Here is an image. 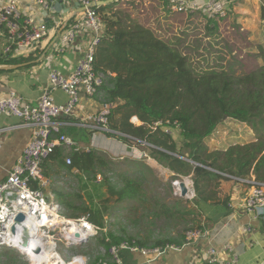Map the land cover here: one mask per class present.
<instances>
[{
    "label": "trees",
    "instance_id": "1",
    "mask_svg": "<svg viewBox=\"0 0 264 264\" xmlns=\"http://www.w3.org/2000/svg\"><path fill=\"white\" fill-rule=\"evenodd\" d=\"M120 1L98 7L105 31L96 52L95 68L107 76L101 89L107 101L113 103L110 128L125 143L148 148L151 156L174 173V178L191 176L196 193L193 209L176 212L192 227L205 229L200 219L201 207L227 204L229 200L220 199L216 190L226 178L221 173L239 180H252L253 176L254 181L264 184V45L260 44L256 53L249 51L233 57L240 72L221 68L197 75L190 58L187 64L186 55L177 46V37L162 38L152 28L114 11ZM261 18L264 20V5ZM209 22L214 27L208 26V33L216 34L217 23L211 18ZM29 60L12 57L1 62L19 64ZM226 120L245 123L256 137L226 148H211L207 139ZM173 128L182 136L181 147ZM70 156L72 162L68 165L62 148L57 146L44 165L57 161L89 175H96L97 169L103 167L114 170L113 161L95 149L80 150ZM141 175L146 177V171ZM120 176L123 185L118 188L105 179L106 194L143 203L147 196L143 181L123 173ZM152 210L167 217L175 211L159 199ZM124 238L110 233L100 242L109 247ZM169 240H158L154 245ZM137 241L147 245L148 240Z\"/></svg>",
    "mask_w": 264,
    "mask_h": 264
},
{
    "label": "built area",
    "instance_id": "2",
    "mask_svg": "<svg viewBox=\"0 0 264 264\" xmlns=\"http://www.w3.org/2000/svg\"><path fill=\"white\" fill-rule=\"evenodd\" d=\"M21 0H0V27L6 31L7 45L5 54L11 55L16 50H31L50 36L46 21L34 16L23 17L19 10ZM67 1L84 7L79 17L66 23L55 43V50L66 51L78 39L80 32L87 37L88 43L84 55L78 59L70 72L55 67L49 71V89L45 90L37 102H28L15 90H10L0 97V118L15 117L20 125L32 131L30 139L24 145L21 154L0 181V250L14 249L25 257L29 264H88V257L72 254V246L88 242L100 233L101 227L90 215L73 217L68 215L63 205L48 190L50 180L44 171V163L57 146L66 151L78 152L81 147L75 139L62 130L61 116L72 115L83 96L93 97L102 88L107 76L95 68L96 52L104 35L103 18L93 0H40L44 10L56 11L58 3ZM172 13L201 12L208 17L224 19L232 9L233 0H164ZM59 89L66 95L64 102H58L53 91ZM113 103L103 102L101 108L83 118L82 124L93 131L111 132L110 116ZM112 133H118L112 130ZM0 139V154L2 151ZM145 156L148 157L147 152ZM150 158V157H149ZM72 162L70 156L66 163ZM226 176V173H221ZM102 180V175L96 177ZM242 208L245 213L255 218L264 216V184L252 180ZM181 181L175 186L180 188ZM187 185V184H186ZM195 197V192H192ZM22 216V218H19ZM64 220V221H63ZM27 222L33 227H22ZM101 224V223H100ZM76 227L80 233H74ZM70 230V231H69ZM83 230L86 233L83 234ZM247 230H251L247 228ZM86 238V242H76V235ZM206 236V230L190 227L184 232V244L200 241ZM61 245L64 248L61 249ZM26 248V251L24 248ZM181 245L167 242L163 245L143 246L135 239L124 238L103 249L97 264H125L123 252H140L144 256L159 257L169 249L180 250ZM224 249L233 251L232 245ZM208 264H236L238 255L222 260L215 248H208ZM70 254L69 257L66 255ZM154 257L151 258L153 260ZM264 264V263H263Z\"/></svg>",
    "mask_w": 264,
    "mask_h": 264
},
{
    "label": "rangeland",
    "instance_id": "3",
    "mask_svg": "<svg viewBox=\"0 0 264 264\" xmlns=\"http://www.w3.org/2000/svg\"><path fill=\"white\" fill-rule=\"evenodd\" d=\"M256 2L233 0L232 9L224 19L208 17L201 12L172 13L164 0H121L114 11L152 28L162 38L177 37L176 44L186 55L187 64L190 58L193 69H196L195 74L200 75L208 70L221 68L229 72H240L233 57L244 56L249 51L256 53L258 46L264 45V20L261 18L264 0ZM242 16L248 18L243 19ZM210 18L217 23L216 34L208 33V26L214 27V23L209 22ZM103 99L104 102L107 101L106 97ZM132 122L140 124V121L133 119ZM108 135L112 137V143L108 142L96 151L113 161L112 171L103 167L97 169L96 175H89L57 161H50L45 165L46 175L51 182L48 190L63 205L65 212L73 217L90 215L100 225V233L86 245L72 246L69 249L72 254L89 258L92 253L95 262L102 255V248H107L100 242L101 239L110 233L131 237L136 241L148 240L147 245H154L158 240L171 239L169 242H174L176 236L182 237L186 229L192 227L180 212H176L186 208L193 209L192 192L195 190L191 176H179L176 179L173 177L174 173L163 162L151 156L145 146L127 144L118 138V133H112V130ZM174 137L181 147L180 132L175 130ZM255 137L256 133L248 125L230 120L217 127L207 139V144L211 148H226L232 143L252 141ZM145 171L147 175L142 177L141 174ZM120 173L139 177L143 181L147 193L143 203L106 194L105 179L118 188L123 185ZM99 174L102 175L101 181L95 179ZM176 180L187 184L190 190L187 196H181L180 188L175 186ZM157 199L166 201L175 210L171 217L153 212ZM174 204L177 205L173 207ZM208 208L202 209L207 212ZM97 242L102 247L98 248ZM63 248L64 245H61V249ZM10 256L16 258L15 254ZM66 256L69 257L70 254Z\"/></svg>",
    "mask_w": 264,
    "mask_h": 264
},
{
    "label": "crops",
    "instance_id": "4",
    "mask_svg": "<svg viewBox=\"0 0 264 264\" xmlns=\"http://www.w3.org/2000/svg\"><path fill=\"white\" fill-rule=\"evenodd\" d=\"M39 1L21 0L19 4V10L23 17L35 15L38 19L46 21L49 26L50 36L42 41L37 48L31 50L15 49L11 55H6L4 52L8 43L6 31L0 27V65L12 66V68L0 70V97L6 96L10 90H15L25 101L37 102L41 94L49 89V71L58 67L65 72H70L75 67L78 59L85 53L88 40L83 32H80L77 41L68 46L66 51L58 52L55 50L57 35L65 29L67 22L79 17L81 7L63 1L57 4L56 11H48L43 9ZM255 2L253 0V3ZM258 2L259 0L256 3ZM246 17L242 16L243 19ZM242 30L245 29L242 28ZM12 57L18 59L29 58L30 60L19 64L1 62V60ZM53 94L58 102L66 100V95L59 89L54 90ZM104 97L105 91L103 89L93 97L83 96L72 115L59 118L63 123V132L75 139L81 150H98L97 148H103L104 144L112 141L110 135L93 131L82 124L84 117L97 112L101 108ZM229 121L226 120L225 122ZM20 124V120L15 117L0 118V139L3 144L0 154V181L7 176L21 154L24 145L31 137V129ZM175 130L179 132L177 128H173V134ZM61 148L66 159L73 153H69L63 147ZM225 177L216 190L220 199L229 198L228 203L207 206L209 207L207 212H204L202 209L204 207H201L202 216L200 219L206 230V236L203 239L191 244H184V237L176 236L175 241L171 243L181 245L182 248L180 250L169 249L156 258L153 255L146 257L140 252L126 250L123 252L125 264H208L206 250L211 247L218 251V256L222 260H228L232 255L237 254L238 261L236 264H263L264 216L257 219L245 213L242 208L250 192L252 182L236 179L229 174H226ZM252 179H254L253 176ZM247 228L251 230H247ZM86 243L84 244L86 245ZM84 244L82 245L84 246ZM97 244L98 248L102 247V244L98 242ZM228 244L232 245L233 251L228 252L224 249ZM11 254H15L17 259L10 256ZM92 255L91 253V257H88V264H97L98 259L95 262ZM152 257H154L153 260H151ZM12 259H15V261H12ZM0 264L29 263L16 250L1 249Z\"/></svg>",
    "mask_w": 264,
    "mask_h": 264
},
{
    "label": "water",
    "instance_id": "5",
    "mask_svg": "<svg viewBox=\"0 0 264 264\" xmlns=\"http://www.w3.org/2000/svg\"><path fill=\"white\" fill-rule=\"evenodd\" d=\"M115 1H119V0H93L92 5L96 6V7H100V6L115 2ZM83 9H84V7H81L79 9V12L83 11ZM59 34L57 35L56 39L58 38ZM14 67H16V66H14ZM9 68H12V66L0 65V70H5V69H9ZM180 190H181V196H187L189 194V188L184 181H181V183H180ZM19 218H22V216H20ZM76 238H77L76 242H78V243H83V242H86V240H87L86 238H82L79 234L76 235ZM23 248L26 251V248L25 247H23Z\"/></svg>",
    "mask_w": 264,
    "mask_h": 264
},
{
    "label": "bare ground",
    "instance_id": "6",
    "mask_svg": "<svg viewBox=\"0 0 264 264\" xmlns=\"http://www.w3.org/2000/svg\"><path fill=\"white\" fill-rule=\"evenodd\" d=\"M64 221V220H63ZM34 226V224H31L30 222H27L24 226H22V227H24V228H26V230H28V228H30V227H33ZM70 231V230H69ZM80 229H79V227H76L75 228V230H74V233H80ZM84 233H86V231L85 230H83V234ZM34 262V264H35V260L33 261Z\"/></svg>",
    "mask_w": 264,
    "mask_h": 264
}]
</instances>
